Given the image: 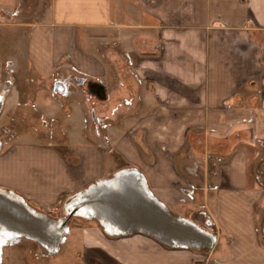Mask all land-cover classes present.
<instances>
[{"label":"crops","instance_id":"obj_1","mask_svg":"<svg viewBox=\"0 0 264 264\" xmlns=\"http://www.w3.org/2000/svg\"><path fill=\"white\" fill-rule=\"evenodd\" d=\"M44 2L36 14L0 0V24L36 15L24 21L30 89L0 107V188L51 213L133 167L215 236L212 250L71 224L67 243L91 244L74 264H264V0Z\"/></svg>","mask_w":264,"mask_h":264},{"label":"bare ground","instance_id":"obj_2","mask_svg":"<svg viewBox=\"0 0 264 264\" xmlns=\"http://www.w3.org/2000/svg\"><path fill=\"white\" fill-rule=\"evenodd\" d=\"M114 177L116 179L114 178L113 181L111 180L112 182H105L104 184L98 185L97 187L99 188H95L91 194H87L83 200L79 201L75 209V215L96 220L111 234H124L125 232H128V230L132 228L128 224L124 225L114 222L112 219L114 216L111 211L106 212L104 208L107 198V194H105L106 191L111 190L113 192L112 195L116 194L115 197H119L125 192V189L122 188L124 183L127 186L126 191L129 195L134 194L135 196L144 198L145 201L149 200V202H151L150 204H153L157 210L159 209L160 212H163L165 217L162 218L165 221L167 220L170 224H178L182 230V233H177L176 231L174 233L168 232L163 229L160 231L159 229H156L158 226L150 223V225L137 224L136 228L138 232L158 240L161 244L166 246L199 250H205L212 247V244H214L215 241V236L203 230L195 222L172 214L150 193L143 175L136 168H121L115 173ZM121 190L123 191L122 193ZM0 197H2L3 200L5 199V202L8 201L12 205H18L20 208H23V210L26 211L25 214L35 220L36 224L34 230L24 232L20 231V228L0 222V264L2 249L9 246L18 238H24L28 241L39 244L45 249V251L47 250L49 252H54L58 248V245L63 242L64 235L68 228L61 218H51L42 212L32 209V207L30 208V206L26 204L19 195L8 190L0 188ZM75 201L76 199L74 198L72 202H70L69 209H72L73 206H75ZM122 202L129 208L130 206H133L129 199H123ZM141 203L144 204L142 201ZM170 213L177 219H173L172 216L169 215ZM41 224H43V226Z\"/></svg>","mask_w":264,"mask_h":264},{"label":"rangeland","instance_id":"obj_3","mask_svg":"<svg viewBox=\"0 0 264 264\" xmlns=\"http://www.w3.org/2000/svg\"><path fill=\"white\" fill-rule=\"evenodd\" d=\"M44 1L46 2L47 0H25V2L27 3V6L25 3L26 9L29 4H32L33 2L37 6L35 12L37 14L38 7H41ZM28 12L29 14L26 17L22 16L21 14V17H17V19H15V17L14 19L7 18L4 19L3 23L0 24V107L4 100V97L6 96V94L9 93V91H11L12 87L16 86L19 90L23 91L30 89V84L28 83L27 76L28 72L25 66L28 59L26 45L29 35V28L26 22L36 21V15L35 13H33V11H31V9ZM16 105L17 102L15 103V100H12V94H10L5 100V110L2 111L1 117L3 118V115H6L9 110L14 109ZM42 124V128H46V126L44 125L45 122ZM8 134L9 131H4L2 134H0V147L2 145V142H4L3 140L7 138ZM261 151H263V149ZM259 158L261 159V156H259ZM259 165L263 166V164L261 163ZM114 176L111 179H104L102 181L106 183L110 182L111 180L113 181V179L115 178ZM258 176L260 177V182L262 183L261 185H264V172L258 173ZM102 181L98 183H101ZM98 183H95L94 185ZM72 200L73 199L63 200L59 204L60 206L58 210H55L51 213H44H46V215L51 218L64 219L69 215V205ZM259 212V217L261 218L260 221L262 223L264 220V204L259 208ZM71 224L74 227L79 228L80 233L83 232V230H87L93 227H99L100 229L105 228L99 225L94 219L72 215L68 217V220L66 221L68 231L64 235L65 240L60 245H58V248L54 252H49L47 250L45 251V249L39 244H36L32 241H28L24 238H18L9 246H6L2 249L1 264H51L50 262L52 260V257H55L53 261L56 262L74 264V257L76 256V252H90L91 244L90 242H88V240L86 243L79 244L80 241L77 238L74 239L73 243H67L68 241H66V236H68L67 234L69 232ZM256 228L258 233H260V222L256 224ZM61 250L63 251V254H58ZM210 250H212V248L201 250L199 252H202L204 255H207ZM64 252L67 253L64 254Z\"/></svg>","mask_w":264,"mask_h":264},{"label":"water","instance_id":"obj_4","mask_svg":"<svg viewBox=\"0 0 264 264\" xmlns=\"http://www.w3.org/2000/svg\"><path fill=\"white\" fill-rule=\"evenodd\" d=\"M105 182L102 181L101 183H98L96 185H93V187H90V189L86 190L82 194H80L78 197H76V201L74 202L75 206H73L72 209L69 211V215L62 219L63 222L66 224V221L68 220V217L72 216L76 212V207L77 203L81 200H83L87 194H91L95 188L100 184H104ZM128 185V184H127ZM105 186V185H102ZM123 189H125L123 195H120L119 197H115V195H112L113 192L111 190L106 191V203L104 205V208L106 212L111 211L113 214V221L118 222L120 224H128L132 229L128 230V232L125 233H130L133 231H137V224L141 225H156L158 226L156 229H159L160 231L165 230L168 232H177V233H182V230L180 226L176 223L170 224L165 221L162 217H165L163 215V212H160L159 209L157 210L153 204H150L149 200H144V198H140L138 196H135L134 194H128L126 191L127 186L123 183L122 186ZM11 192V191H10ZM123 191L121 190V193ZM123 199H129L133 206H130V208L126 205L123 204ZM143 199V200H142ZM5 200V199H4ZM2 197H0V222L9 224L10 226H15L17 228H20V231H28V230H34L35 225V220L31 219L26 213L23 208H20L18 205H12L10 203L8 204L5 202ZM119 200V201H118ZM144 202L143 203H141ZM139 202V203H138ZM31 208V207H30ZM78 210V209H77ZM39 212V211H38ZM172 216L173 219H177L174 217L171 213L169 214ZM134 224V225H133ZM43 226V224H41ZM41 231V230H40ZM33 232V231H32ZM138 232V231H137ZM31 233V232H28ZM124 233V234H125ZM158 241V240H157ZM159 242V241H158ZM161 243V242H160ZM171 247V246H170Z\"/></svg>","mask_w":264,"mask_h":264},{"label":"built area","instance_id":"obj_5","mask_svg":"<svg viewBox=\"0 0 264 264\" xmlns=\"http://www.w3.org/2000/svg\"><path fill=\"white\" fill-rule=\"evenodd\" d=\"M69 84V83H67ZM95 84L93 82H91V80H88L86 81L85 85H86V90L89 92V94H91L92 96L94 95L98 100H103L106 96H105V92H104V88L103 86L100 84V83H96L97 85H99L101 87V96H97L98 93H92L90 91V88L92 87V85ZM102 122V121H101ZM106 123H102V126H105ZM212 247H213V244H212ZM212 247L208 248V249H211Z\"/></svg>","mask_w":264,"mask_h":264}]
</instances>
